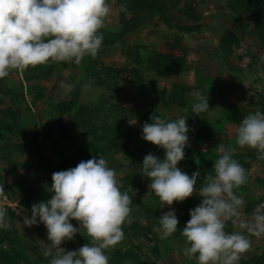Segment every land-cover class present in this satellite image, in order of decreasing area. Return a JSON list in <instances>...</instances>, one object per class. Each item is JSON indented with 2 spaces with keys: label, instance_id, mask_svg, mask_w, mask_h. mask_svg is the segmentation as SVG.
<instances>
[{
  "label": "trees",
  "instance_id": "16d2710c",
  "mask_svg": "<svg viewBox=\"0 0 264 264\" xmlns=\"http://www.w3.org/2000/svg\"><path fill=\"white\" fill-rule=\"evenodd\" d=\"M119 6L117 31L103 32V44L97 57L92 59L85 57L80 65H76L80 72L77 74L78 81L73 80L74 75L65 72L58 79L65 84L73 85L67 92L69 99L61 97V92L47 94V89L38 82H47L56 72L57 64L38 65L26 71L13 70L10 74H21L22 83L19 89L10 87L8 77L0 80V185L4 186V195L17 200L19 214L24 217L31 213V196L35 188L31 186L23 175H16L23 169L31 171L33 180L39 186L50 187L52 173L75 167L80 161L88 160L102 154L108 161L109 167L116 170L120 182L121 191H127L132 198V205L137 207V215L128 230H124L125 239L120 242L114 250H110L109 264H158L169 261V251L172 247H185L182 228L190 219L189 210L194 209L191 201L179 206L181 215L178 218L177 231L168 239L162 238L157 231L159 227V208L157 198L149 190V179L140 174V164L130 165L125 170L123 163L129 159L148 153L163 158V149L144 141L142 130L129 126L130 120L150 123V115L160 114L167 119L165 112L181 110L182 116L187 119L188 126L198 132L197 138L201 145L209 141L214 144V130L220 125L212 126L210 121V109L201 116L191 111L192 102L188 98L189 93L200 91L207 95L208 89L212 88L206 81V77L199 70L193 71L194 82L189 84L179 78L191 68L187 66L185 49L180 45L182 35H195L200 32L203 24L200 23L202 15L197 0H110ZM202 2H215L216 0H201ZM126 11H121V8ZM225 8L235 20L239 22L236 32H224L220 39L214 57L219 60L225 72L234 73L241 80H248L251 94L239 104H228V108L236 111L231 115L228 110L222 114L223 118H229L232 122L240 125L242 119L252 110L264 111V92L257 90L259 75H253L257 68L258 54L251 56V61L244 67L252 71V77H247L243 67L233 64L232 60L240 61L238 54L241 43L247 38H252L259 52H264V0H228ZM154 19L163 26L174 29L179 36H175L173 43L167 42L168 52L153 48L146 51L143 45H129L124 38L133 34L146 23ZM120 44L124 64L120 68L106 66L101 61L102 53L110 47ZM179 50L180 55H174V50ZM260 54V53H259ZM237 57V58H236ZM74 64V63H73ZM66 62H62L61 69H66ZM259 68H257L258 72ZM9 74V75H10ZM173 76L176 80L169 89L157 88V81ZM235 77V75H234ZM233 77V78H234ZM72 79V81H71ZM237 79V80H238ZM153 96V102L147 108L128 110L119 102H116L119 88L124 84L136 86L147 83ZM90 86L85 88L84 85ZM260 85V84H259ZM262 85V84H261ZM209 96V107L214 102V90ZM9 105H5V99ZM41 105V112L47 120L44 125L39 119V114L31 111L32 106ZM164 112H159L155 108ZM251 112V113H253ZM56 130L57 136H54ZM79 132L80 138L85 144L84 148L75 144L69 147L68 152L61 154L58 145L74 142ZM138 138L142 140L139 143ZM136 140L138 142L136 143ZM136 144V150L131 146ZM42 145L49 147V153L57 156L51 160L45 155L39 154ZM225 146V145H224ZM35 150L39 156L30 157L31 150ZM38 150V151H37ZM190 149H184L185 157L178 163V167L189 176L199 170L201 176L214 171L209 163L208 155L195 152L188 153ZM60 153V154H59ZM187 153V154H186ZM219 156L222 154L219 150ZM20 156H26L25 161L18 162ZM234 158L246 169L247 174L255 166H260V174L256 176L255 186L261 191L258 199H249L244 206V213L249 214L260 202H264V160L257 159V153L251 149H244L234 153ZM205 171H202V170ZM25 172V173H26ZM16 175V176H15ZM201 180L198 179L197 190L200 188ZM134 189L144 193L146 200L135 197L130 192ZM238 192V191H237ZM23 193L26 196H23ZM195 196H199L195 191ZM175 202V201H174ZM10 226L6 229L0 228V264H40L43 261L42 249L47 246L48 241L41 243L32 238L24 240L18 234V222H21L18 214L11 208L5 207ZM73 222V226H77ZM79 224V223H78ZM232 224L228 222L226 231H232ZM43 230V224L36 229L39 239L47 237V229ZM85 231L77 233L72 241H66V245L75 250L89 242ZM146 240L142 245L141 241ZM180 243H182L180 245ZM264 245V240H263ZM163 249V250H162ZM49 260L46 261L48 264ZM182 264H190L183 260ZM191 264H196L193 262ZM239 264H264V247L259 255L242 259Z\"/></svg>",
  "mask_w": 264,
  "mask_h": 264
},
{
  "label": "clouds",
  "instance_id": "9594fccd",
  "mask_svg": "<svg viewBox=\"0 0 264 264\" xmlns=\"http://www.w3.org/2000/svg\"><path fill=\"white\" fill-rule=\"evenodd\" d=\"M111 14L110 0H0V80L13 70L26 71L51 62L80 65L85 57L95 59L103 44L101 30ZM60 87L67 92L73 85L60 81ZM192 96L195 115L210 109L208 93L195 91ZM149 119L151 122L142 126L141 138L163 149L164 156L145 155L140 174L149 179L158 208L183 202L194 191L203 197L189 210L190 219L182 228L183 255L196 264H239L251 247L250 237L264 238V206H258L251 218L242 216L245 201L237 190L247 183V171L234 153L237 147L248 148L264 160V111L258 109L242 119L235 135L237 147L221 146L214 171L204 176L199 170L189 176L178 167L189 142L188 118L165 119L153 114ZM51 180L47 189L50 198L34 203L30 215L23 218L24 226L43 224L47 229L48 244L41 251L50 258L48 264H109L108 252L125 239L123 225L132 221V198L121 191L116 170L97 154L52 173ZM3 192L0 185V194ZM157 219L162 238L177 231L174 209ZM72 220L78 221L79 227L73 226ZM228 222L236 230L226 231ZM9 226L7 212L0 206V228ZM82 229L88 243L75 250L61 247Z\"/></svg>",
  "mask_w": 264,
  "mask_h": 264
},
{
  "label": "rangeland",
  "instance_id": "374dc122",
  "mask_svg": "<svg viewBox=\"0 0 264 264\" xmlns=\"http://www.w3.org/2000/svg\"><path fill=\"white\" fill-rule=\"evenodd\" d=\"M228 0H216L215 2H202L201 0H197L196 3L199 4V9L202 15L200 23L203 24V27L201 28L200 32L195 35H182V41L180 42V45L185 49L186 52V60H187V66L191 68L189 71H186L179 79L185 80V82L192 84L194 82V75L193 71L199 70L203 73V75L206 77L207 83L210 84V86L215 87V89H208V94H210V91L212 92L214 90V102L213 105L210 107V121L212 126H218L220 125L221 131L219 129L214 130V133L216 134L215 139L218 140L217 143L214 144L213 141H209L206 144L201 145L198 141L197 134L198 132H195L190 127V131L188 133L189 135V142L187 147L190 149L188 153H193L196 151L200 152L197 155L198 157H201V154L208 155L211 166L214 165V162L216 159H218V152L221 149V146L228 148V147H237L235 145V135L236 130L239 127L236 123L232 122L228 117L225 119L222 117V114L225 113L226 110L233 115L236 113V111H233L232 109L228 108V104H239L244 99L248 98L251 94V91L249 89L248 80H239L236 77V74L225 72V68L223 64L217 60L214 57V53L217 49V46L219 44V39L221 35L224 32L232 31L236 32V28L239 24L235 18L227 12L225 8V3ZM111 7H112V14L107 18L106 20V27L102 29L101 31L104 32H110V31H117L119 29L118 24V11L119 6L116 4L115 1H111ZM174 29H169L162 24L158 23L156 19H154L150 23H146L144 26L137 29V31L133 34L127 35L124 40L129 45H143L146 48V51H150L153 48L159 50V51H166L168 52V47L166 45L167 42L173 43L175 36H179ZM259 48L254 44L252 38L247 37L240 45V49L238 50V54L241 55L242 59L240 61L232 60L233 64L239 67H243L244 71L250 72L245 73L247 77H252V71H249V69L244 68L248 62H250L251 56L253 54H258L259 62L257 65V68H259L257 72V68H255V72L253 75L258 76V84L256 85L257 90H260L264 92V52H259ZM260 53V54H259ZM174 55H180L181 52L179 50L173 51ZM237 58V57H236ZM101 62L106 66H112L115 68H120L124 64V57L122 56L120 44L116 43L113 47H110L108 50H105L102 53ZM49 64H57L56 66V75L55 77H50V79L45 82L44 80L39 81L38 83L47 89V94H50V92L57 93L61 92V97L64 99L67 98V92L64 88L60 87V79H58L59 75H65V72L69 74H73L74 78L73 80L75 82L78 81V73L80 70L75 67L76 65L71 62H66L67 68L61 69V63L51 62ZM21 72V71H19ZM235 75V77H234ZM234 77V78H233ZM10 80V84H8L10 87H13L15 89H19V85L22 83L21 80V74H10L8 76ZM238 79V80H237ZM176 80L173 76H168L164 80H158L157 81V88H166L169 89L171 84ZM72 81V79H71ZM73 82V81H72ZM260 84V85H259ZM262 84V85H261ZM150 86L147 83H144L142 85H128L124 84L119 88V94L117 95L116 102L121 103L122 106H124L128 110H136L139 108H147L151 102H153V96L152 92L150 90ZM192 93H189L188 98L193 101ZM51 95V94H50ZM5 105H9V101L6 98L5 99ZM227 105V106H226ZM156 110H160L159 112H164V110L158 108H155ZM31 111L35 114H39V119L42 120L44 125H47L46 117L44 116V113L41 112V105H34L31 108ZM253 112L252 110H249ZM250 112V113H251ZM183 111L181 110H174V111H167L165 112L167 119H175L179 116H182ZM254 113V112H253ZM226 114V113H225ZM249 112L247 113V115ZM131 122V123H130ZM129 126L135 127L142 130V124L141 122H138L137 120H130L128 122ZM77 138L74 140V142L65 143L63 145H58V149L61 151V154L63 152H68L70 146L73 147V145L78 144V146H81L84 148L85 144L83 142V139L80 138L79 132H77ZM54 136H57L56 130H54ZM139 140V143H137ZM136 140L137 146L142 144V140L138 138ZM225 145V146H224ZM74 148V147H73ZM246 148L240 149L237 147L236 152H241ZM49 147L46 145H42L39 149L40 155H45L49 157L52 161L56 160L57 156H54L49 153ZM131 150H136V144L131 146ZM235 152V153H236ZM39 154L36 153V151L33 149L30 151L29 155L30 157L39 156ZM60 154V153H59ZM187 154V153H186ZM26 156H20L18 158V162L25 161V165L27 163ZM143 159L142 155H138V157H135L133 159H129V162L123 163V169L127 170L130 165H137L140 164V161ZM28 164V163H27ZM2 167H0L1 169ZM202 171H205L204 169ZM23 169L22 171H18L16 175H23V177L29 181L31 186L35 188V193L32 194L30 200L31 205L38 201H46L50 198L51 193L47 190V187L39 186L37 183H35L33 180H31L32 173ZM260 174V166H255L253 169L250 170V172L247 174V183L245 185H242L237 191V194L240 195L245 203L247 200L251 199H258V197L261 195V191L255 186V178ZM15 175V176H16ZM130 192L135 195V197L141 199V201H145V195L144 193H139L138 191L134 189H130ZM23 196H26V194L23 193ZM12 199L11 197H9ZM203 197L201 196H195L194 194L186 198L183 202H173L171 206H165L163 209L159 208V214L161 215L164 212L169 211L170 209L175 210V214L177 216L181 215L178 207L182 206L183 204L191 203L194 206H198L199 203ZM13 201H17L15 199H12ZM157 206L159 207V204L157 203ZM245 206V204H244ZM244 206L241 209L242 216L245 218H251L253 211L258 206H264V202H260L258 205H256L253 209V211L249 214L244 213ZM18 211V210H17ZM20 217V221L18 222V234L21 238H24V240L29 239H36L37 242L41 243L43 241H48L47 237L44 239H39V235L36 234V229L38 226H32L27 227L24 226L23 213L19 212L17 213ZM137 215V207L135 204L132 205V221L131 223H125L123 225V231L128 230L132 222L135 220ZM77 222L76 220H72L71 223ZM77 226L79 227V224L77 223ZM45 226L43 225L44 231ZM236 229L232 228V231ZM84 231L83 229L81 232ZM184 238L182 239L183 243ZM251 240V247L250 249L242 254L241 259H247L254 255H259L264 247L263 240L264 238L257 239L256 237L252 236L250 237ZM88 243V242H87ZM180 243V245L182 244ZM48 244V243H47ZM86 244V243H85ZM141 244H146V240H142ZM46 247V246H45ZM61 247L71 250L67 245L66 242L61 245ZM182 246L172 247V251L168 252L169 261H163L162 263L158 264H182L183 260L189 262L190 264L193 262H196L194 259L189 260L183 255V249H181ZM163 250V249H162ZM43 256V255H42ZM50 258H45L43 256V261L40 264H46V261H48ZM239 261V263H240Z\"/></svg>",
  "mask_w": 264,
  "mask_h": 264
},
{
  "label": "built area",
  "instance_id": "2783aa9c",
  "mask_svg": "<svg viewBox=\"0 0 264 264\" xmlns=\"http://www.w3.org/2000/svg\"><path fill=\"white\" fill-rule=\"evenodd\" d=\"M0 206L5 207H9L11 208L13 211H15V213L17 214L19 211H17L18 209V203L17 201H13L12 199L8 198L6 195H1L0 194Z\"/></svg>",
  "mask_w": 264,
  "mask_h": 264
},
{
  "label": "crops",
  "instance_id": "0c3cea01",
  "mask_svg": "<svg viewBox=\"0 0 264 264\" xmlns=\"http://www.w3.org/2000/svg\"><path fill=\"white\" fill-rule=\"evenodd\" d=\"M56 73L53 75V77H55ZM9 79V78H8Z\"/></svg>",
  "mask_w": 264,
  "mask_h": 264
}]
</instances>
